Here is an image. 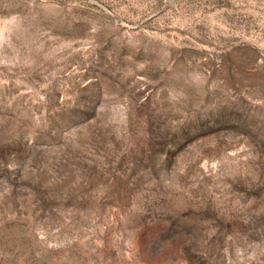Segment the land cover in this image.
<instances>
[{
  "label": "rangeland",
  "instance_id": "rangeland-1",
  "mask_svg": "<svg viewBox=\"0 0 264 264\" xmlns=\"http://www.w3.org/2000/svg\"><path fill=\"white\" fill-rule=\"evenodd\" d=\"M0 264H264V0H0Z\"/></svg>",
  "mask_w": 264,
  "mask_h": 264
}]
</instances>
